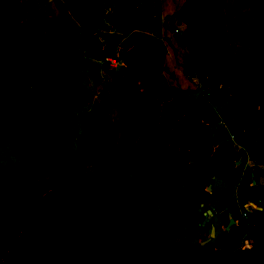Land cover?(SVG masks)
<instances>
[{
	"label": "rangeland",
	"instance_id": "374dc122",
	"mask_svg": "<svg viewBox=\"0 0 264 264\" xmlns=\"http://www.w3.org/2000/svg\"><path fill=\"white\" fill-rule=\"evenodd\" d=\"M92 7L88 43L83 12ZM24 20L17 41L0 46L2 71L29 42L52 32L46 49L34 45L22 58L28 80L16 81L8 114L38 155L61 164L50 149L57 137L49 63L80 53L76 83L85 96L63 95L57 109L69 137L59 152L80 169L60 178L45 169L17 173L15 133L0 138L6 171L0 174V264H112L110 252L123 264H145L140 242L156 233L164 213L178 220L169 237L180 247L177 264H189L191 253L197 264L218 253L221 264H240L235 253L248 240L258 244L253 264H264V236L244 215L264 211L258 6L251 0H19L8 32ZM150 58L149 87L157 98L137 89ZM159 97H167L166 105ZM232 128L243 134L233 138ZM72 201L82 206L58 209Z\"/></svg>",
	"mask_w": 264,
	"mask_h": 264
},
{
	"label": "trees",
	"instance_id": "16d2710c",
	"mask_svg": "<svg viewBox=\"0 0 264 264\" xmlns=\"http://www.w3.org/2000/svg\"><path fill=\"white\" fill-rule=\"evenodd\" d=\"M19 0H0V46L13 45L18 35L24 27L22 24L12 34L8 32L10 25L9 16L11 7ZM89 0H81L82 3ZM258 6L260 12L264 15V0H251ZM93 7L83 12L84 28L82 30L83 38L88 43H92L89 33L91 30L90 16L93 12ZM64 15V10H61V16ZM197 28L192 27V34H196ZM50 29L38 41L29 42L24 49L13 57V66L8 71H2L0 69V105L2 110L0 111V138L8 133H15L14 144L17 154L21 157V164L17 167V173L38 171V169H45L49 174L55 177H62L64 174H74L80 169L79 164L73 156L61 155L59 150L62 149L68 141V135L64 133L63 128L59 126V118L57 115V109L59 103L66 94H75L78 96H85V91L76 83V64L75 58L80 56V53L68 52L62 55V59L54 64L49 63V69L52 72L54 79L53 104L50 107L51 110V122L56 132L57 140L51 144V153L54 158L61 161V164H56L52 160L38 155L31 147L26 135L17 130L13 124L12 119L8 114V108L12 101V89L18 79L28 80L27 73L22 70V58L27 56L29 49L34 45H46L48 38L51 35ZM193 72V70L191 71ZM194 73V72H193ZM5 169L0 167V174L5 173ZM27 185H30L27 184ZM21 186L25 188L27 186ZM15 189V188H14ZM13 189V190H14ZM12 190V191H13ZM199 192H196L186 198V203L190 204ZM82 206L78 201L66 202L58 207V209L64 210L65 208H75ZM254 221L256 231L260 232L264 236V211L257 214L247 213ZM162 221L158 222L156 227V233L147 239L140 242L141 255L145 259V264H177V258L180 253V247L169 241V237L177 234L178 220L175 216L169 213H164ZM256 245L241 247L236 250L237 261L240 264H253L255 259ZM222 253H218L214 258H211L205 264H221ZM112 264H123L122 261L117 260L114 254L110 252ZM245 257H248L245 259ZM189 264H197L196 258L193 253L190 254Z\"/></svg>",
	"mask_w": 264,
	"mask_h": 264
},
{
	"label": "water",
	"instance_id": "95a60500",
	"mask_svg": "<svg viewBox=\"0 0 264 264\" xmlns=\"http://www.w3.org/2000/svg\"><path fill=\"white\" fill-rule=\"evenodd\" d=\"M255 36V35H254ZM164 41L171 47H172V44L170 42V39L168 37H165L164 38ZM124 58H125V63H128V59H127V54L124 53ZM195 68L199 71V77L201 79H205V75H204V71L202 68H200L198 65L195 66ZM154 71V67H153V60L152 58H150V61H149V66H148V70H147V75H146V78L144 80L143 83L140 84V89L143 90V91H146L150 94H154V92L150 89L149 87V84H150V81H151V77H152V73ZM156 95V94H155ZM207 214H211L209 213V211H207ZM232 222H235V219H232Z\"/></svg>",
	"mask_w": 264,
	"mask_h": 264
},
{
	"label": "crops",
	"instance_id": "0c3cea01",
	"mask_svg": "<svg viewBox=\"0 0 264 264\" xmlns=\"http://www.w3.org/2000/svg\"><path fill=\"white\" fill-rule=\"evenodd\" d=\"M91 18V17H90ZM21 22V25L22 24H25V20L24 21H20ZM46 45H47V43H46ZM46 45H43L42 47L43 48H45L46 49ZM40 46V45H39ZM119 48H120V50H123V47L122 46H119ZM132 48V46L129 48V49H131ZM129 49H128V52H129ZM128 52L127 51H125L124 53H126L127 54V58H128ZM123 53V54H124ZM107 57V56H106ZM144 82V81H143ZM142 81H137V89L139 90V91H141V92H143V90H141L140 89V84L141 83H143ZM191 84H192V82H191ZM195 85V84H194ZM193 85V86H194ZM138 86H139V88H138ZM144 92H146V91H144ZM154 92V91H153ZM148 93V92H147ZM150 94V93H149ZM156 94V95H155ZM151 96H155L156 98L158 97V95H157V93L156 92H154V94H151ZM160 98V97H159ZM158 98V99H159ZM160 100H161V103L162 104H165L166 105V103H167V97L164 99V100H162L161 98H160ZM240 134H243V132H241ZM242 136V135H241ZM226 180V179H225ZM248 204H246V206H249V205H253L254 207H256V208H258V209H260L261 210V207L259 206H257L254 202H247ZM208 216L209 215H211V214H207ZM247 243V244H246ZM246 243H244V245H248V246H250V242H249V240L248 241H246Z\"/></svg>",
	"mask_w": 264,
	"mask_h": 264
},
{
	"label": "built area",
	"instance_id": "2783aa9c",
	"mask_svg": "<svg viewBox=\"0 0 264 264\" xmlns=\"http://www.w3.org/2000/svg\"><path fill=\"white\" fill-rule=\"evenodd\" d=\"M106 60L110 63V65L116 66L117 61L112 56H107L106 57ZM220 72H222V71H220ZM196 79H197V77L194 75L193 72H189L188 73V80L190 82L195 83L196 82ZM230 133H231V136L233 138H235V137H238L241 132H240L239 129L232 128V129H230ZM111 176L112 177L115 176V173L112 172ZM244 215L245 216H248L247 213H244Z\"/></svg>",
	"mask_w": 264,
	"mask_h": 264
},
{
	"label": "flooded vegetation",
	"instance_id": "af4514ba",
	"mask_svg": "<svg viewBox=\"0 0 264 264\" xmlns=\"http://www.w3.org/2000/svg\"><path fill=\"white\" fill-rule=\"evenodd\" d=\"M68 264H73V263L69 261Z\"/></svg>",
	"mask_w": 264,
	"mask_h": 264
}]
</instances>
